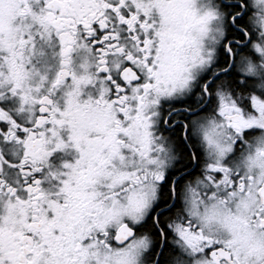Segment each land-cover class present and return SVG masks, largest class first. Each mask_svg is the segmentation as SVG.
<instances>
[{"label":"snow or ice","instance_id":"obj_1","mask_svg":"<svg viewBox=\"0 0 264 264\" xmlns=\"http://www.w3.org/2000/svg\"><path fill=\"white\" fill-rule=\"evenodd\" d=\"M0 264H264V0H0Z\"/></svg>","mask_w":264,"mask_h":264}]
</instances>
